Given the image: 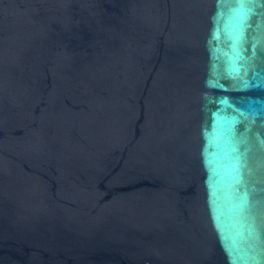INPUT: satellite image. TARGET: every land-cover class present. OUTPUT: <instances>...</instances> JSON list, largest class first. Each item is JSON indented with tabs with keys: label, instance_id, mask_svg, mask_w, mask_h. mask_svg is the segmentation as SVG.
I'll return each instance as SVG.
<instances>
[{
	"label": "water",
	"instance_id": "1",
	"mask_svg": "<svg viewBox=\"0 0 264 264\" xmlns=\"http://www.w3.org/2000/svg\"><path fill=\"white\" fill-rule=\"evenodd\" d=\"M0 264H264V0H0Z\"/></svg>",
	"mask_w": 264,
	"mask_h": 264
}]
</instances>
